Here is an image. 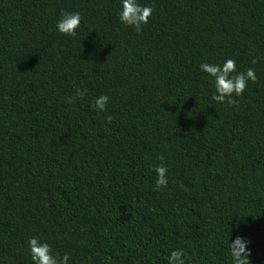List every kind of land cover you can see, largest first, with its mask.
Returning <instances> with one entry per match:
<instances>
[{
  "label": "trees",
  "instance_id": "trees-1",
  "mask_svg": "<svg viewBox=\"0 0 264 264\" xmlns=\"http://www.w3.org/2000/svg\"><path fill=\"white\" fill-rule=\"evenodd\" d=\"M139 2L154 11L137 34L120 0H0V264H31L30 236L69 264H167L176 248L230 264L242 236L264 264V0ZM63 11L82 15L75 38L55 30ZM228 58L257 76L233 106L199 71ZM74 85L87 95L68 104Z\"/></svg>",
  "mask_w": 264,
  "mask_h": 264
},
{
  "label": "clouds",
  "instance_id": "clouds-1",
  "mask_svg": "<svg viewBox=\"0 0 264 264\" xmlns=\"http://www.w3.org/2000/svg\"><path fill=\"white\" fill-rule=\"evenodd\" d=\"M153 7L141 4L139 0H120L118 10V21L121 25L132 28L137 34L143 30L153 15ZM82 26V15L79 11H63L55 23L56 32L65 38H75L79 34ZM255 63V61H253ZM199 71L205 75V78L213 86L211 100L219 105L233 106L236 99L242 97L248 84L255 83L257 80L253 68H247L244 71H238L237 62L234 59H225L222 63L202 62L199 64ZM87 95V90L74 85V95L66 100V103L72 104L77 99H82ZM110 97L101 94L94 100L93 110L97 113L107 111ZM107 121L110 123L111 116ZM161 163L154 167L156 178L154 181V191H162L169 184V169L163 163L165 157H157ZM250 241L242 236H236L234 240L228 243L227 255L230 264H250ZM28 254L31 264H69L68 254L60 255L53 251V248L46 240L30 236L26 240ZM167 264H187V257L183 249L176 248L167 256Z\"/></svg>",
  "mask_w": 264,
  "mask_h": 264
}]
</instances>
